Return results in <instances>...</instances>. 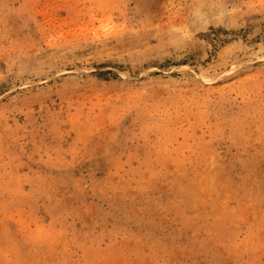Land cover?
<instances>
[{
  "label": "rangeland",
  "instance_id": "1",
  "mask_svg": "<svg viewBox=\"0 0 264 264\" xmlns=\"http://www.w3.org/2000/svg\"><path fill=\"white\" fill-rule=\"evenodd\" d=\"M0 264H264V0H0Z\"/></svg>",
  "mask_w": 264,
  "mask_h": 264
}]
</instances>
